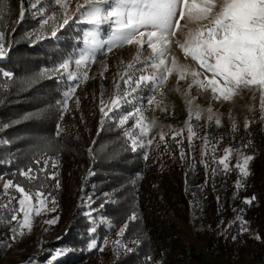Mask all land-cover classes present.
Wrapping results in <instances>:
<instances>
[{"label":"trees","instance_id":"16d2710c","mask_svg":"<svg viewBox=\"0 0 264 264\" xmlns=\"http://www.w3.org/2000/svg\"><path fill=\"white\" fill-rule=\"evenodd\" d=\"M27 8L28 0H0V31L12 34L8 53L0 56V178L40 191L50 203L55 198L61 235L43 252L7 264H214L180 234L177 219L189 217L200 222L196 237L211 253L250 255L264 264V120L200 134L205 142L167 135L150 152L133 150L112 121L96 137L95 117L87 131L60 130L64 88L49 70L90 30L59 27L55 36L33 40L28 30L37 20ZM226 149L232 154L227 172L219 163ZM253 151L249 175L242 177L236 165ZM77 164L94 171L99 201L91 216L75 206L70 191V170ZM30 168L31 179L21 175ZM93 239L97 248L89 250Z\"/></svg>","mask_w":264,"mask_h":264},{"label":"rangeland","instance_id":"374dc122","mask_svg":"<svg viewBox=\"0 0 264 264\" xmlns=\"http://www.w3.org/2000/svg\"><path fill=\"white\" fill-rule=\"evenodd\" d=\"M28 1L29 8L27 9L37 20V25L28 30L33 40L40 39L44 35L46 37L52 35V31H57L59 27L60 30H68L72 25L74 30L83 27H88L90 30L82 43L79 44L76 40L61 62L52 65L49 70L62 81L63 94L68 92L67 97L64 95L60 130L72 133L87 131L91 120L95 117L96 137L104 124L112 121L129 137L132 145L133 140L137 142L136 149L150 152L167 135H172L171 138L180 135L205 142V137L200 140V134L206 136L215 129L223 132L236 128L237 125L243 127L247 125L246 128H251V124L264 120V108L261 107L262 92L258 86L236 89L230 99L224 100L222 97L214 99L210 86L194 85L189 88V84L192 83L190 73L184 80H179V72L172 64L173 58L177 66L184 64L191 70L201 73L198 79L204 85H207L205 77L211 78L212 74L201 69L190 56L185 57L177 43L167 46L169 51L164 57L153 53L147 36L148 32L154 30L150 27L139 29L145 33L143 38L137 34L131 44L116 43L111 47V51H108L112 30L120 26L118 21L126 20V15L107 17V12L116 7L115 0H108L107 4L97 5L101 8V18L107 17L100 25H89L86 22V14L92 10L89 0H61L60 4H56L55 0ZM193 2L202 5V0H189L188 7H185L181 0L175 17L179 20L185 34L201 27L202 22L188 18ZM181 11L185 13L183 18L179 16ZM22 15L23 11L19 17ZM65 18L69 21L67 25L63 24ZM48 28L51 32H48ZM176 31L180 33V29ZM11 36L12 34L7 29L0 31L2 56H5L10 49ZM184 38L186 35L181 39ZM141 40L142 43H137ZM152 42H156L155 38ZM82 57L81 64L77 65L76 60ZM161 58L165 60V64L153 68V64L159 65ZM65 61L68 67L61 69L59 65ZM168 69H172L171 74H168ZM141 75L155 79L141 82L140 87L137 88L135 82ZM129 76L132 80L126 84L125 81ZM163 76H167V79H161ZM146 98H151L152 104H148ZM113 100L117 101L118 106L112 104ZM101 101L104 102L103 105ZM101 107H104L107 115L100 111ZM209 116L212 117L211 120ZM124 117H127V120L121 123ZM217 119L220 121L219 125L216 123ZM256 154L257 152L253 151L250 156L254 157ZM225 157L230 159L231 152L228 151ZM70 173V191L75 197V206H79V209L85 210L87 216H91V212L97 209L93 207L99 201L97 186L92 181L94 171L91 165L77 164L71 168ZM8 181L11 180L0 178L2 189L0 190V264H7L10 259H19L27 253H41L48 241L61 235L57 222L53 225L46 223L47 220L58 217L54 211H46L38 204L36 194L40 191L25 190L32 195V200L26 206V210L29 211L30 224L21 228L23 212L19 211L20 205L18 204L21 194L15 188L18 184L14 182H12L13 186L5 192L3 186ZM106 194L107 192H104L101 195L106 196ZM39 199L45 200L47 208L56 207V204L47 200L46 195H42ZM37 208L41 209L39 214L36 212ZM13 214L17 216L15 221L11 220ZM177 223L184 240L194 243L212 263L258 264L250 255H244L239 259L211 253L206 245L196 237V231L201 229L200 222L196 218L189 217L187 221L177 219ZM14 235L16 238L13 240Z\"/></svg>","mask_w":264,"mask_h":264},{"label":"snow or ice","instance_id":"6c2138e0","mask_svg":"<svg viewBox=\"0 0 264 264\" xmlns=\"http://www.w3.org/2000/svg\"><path fill=\"white\" fill-rule=\"evenodd\" d=\"M89 2L92 5V10L86 14V22L89 25L103 24L107 17L114 15L117 17L126 15V20L118 21L120 26L112 30L108 51H111V47L116 43L123 44L126 42L131 44L137 34L143 38L145 33L139 31V29L150 27L154 30L148 32L147 36L149 47H151L153 53L164 57L169 51L167 46L177 43L183 50L185 57L190 56L193 61L199 64L201 69L212 74L211 78L205 77L207 85H204L198 79L201 73L191 70L184 64L177 66V62L173 58L172 64L179 72V80H184L190 73L192 83L189 84V88H192L194 85L201 87L210 86L214 99L222 97L224 100H228L236 89L258 86L262 92L261 107L264 108V0H202V5H197L193 2L188 12V18L189 20L202 23L200 28H197L195 31L190 30L186 34L183 32L179 20L175 19L181 0H115L116 7L108 11L107 17L104 19L101 18V8L97 5L107 4L108 0H89ZM182 2L185 7H188L189 0H182ZM55 3L60 4L61 0H55ZM184 15L183 11L179 12L181 18ZM68 23V19L65 18L63 24L67 25ZM176 29H180L179 34ZM52 35L55 36L56 32L53 31ZM185 35L186 38L181 39ZM153 38L156 40L154 43L152 42ZM137 43H142V40L137 41ZM2 48L3 46L0 44V56L3 55ZM82 59L83 57L76 60V64H81ZM164 64L165 60L161 58L159 65L153 64L152 67L158 68ZM59 67L61 69L67 68V61L61 63ZM167 71L168 74H171L172 69H168ZM3 75L7 77L10 74L5 72ZM153 79L155 78L141 75L139 80L135 82L136 87L139 88L141 82H148ZM161 79H167V76H163ZM131 80L132 77L129 76L125 83L127 84ZM64 95L67 97L68 92H65ZM146 99L148 104H152L151 98ZM103 103L101 101L102 105ZM112 104L118 106L116 100H113ZM100 111L104 115H107L104 112V107H101ZM209 119L211 120L212 117L209 116ZM126 120L127 117H124L120 122L125 123ZM216 123L219 125L220 121L217 119ZM132 143L133 150H135L137 142L133 140ZM149 143L151 142L149 141ZM228 151L226 149V153ZM145 159H147L146 156ZM226 159L227 157L221 159L219 163L225 166L224 170L227 172ZM251 159L252 157L246 156L242 165L240 163L236 165L242 177L249 175L247 165ZM21 175H25L31 179L32 169L30 168L27 172L21 171ZM50 178L55 179L54 176ZM12 186V181H8L4 184L3 188L7 192ZM236 187L237 189L243 187L242 180H237ZM15 188L21 194L18 204L20 205L19 211L23 212L21 224V228H23L30 224L29 211L26 210V206L32 200V195L25 192V189L20 185H15ZM36 195L38 197V204L43 206L46 211H55L54 207H46L44 199H39L43 193L38 192ZM254 199V196L251 199L246 198L244 203L251 204ZM52 203H55V198H53ZM40 210V208L36 209L37 214H39ZM136 218L135 214L130 217L132 220ZM57 219H49L46 223L53 225L57 222ZM11 220H17V216L13 214ZM126 228L127 225L120 230L119 235L123 236ZM246 230V228L241 229V231ZM89 231L90 233H95L96 228L92 227ZM15 238L16 236L14 235L12 239L14 240ZM105 243H107V240H105ZM116 243L119 245L120 241ZM96 248L97 243L93 239L90 242L89 250ZM100 250L102 251V249ZM131 250L130 248L127 249V251ZM60 254L61 250H58L57 255ZM149 259L151 258L149 257Z\"/></svg>","mask_w":264,"mask_h":264}]
</instances>
